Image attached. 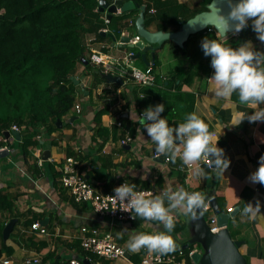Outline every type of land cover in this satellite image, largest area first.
<instances>
[{"label":"crops","instance_id":"0c3cea01","mask_svg":"<svg viewBox=\"0 0 264 264\" xmlns=\"http://www.w3.org/2000/svg\"><path fill=\"white\" fill-rule=\"evenodd\" d=\"M128 1L110 0V4H116L118 12H121V8ZM207 1L139 0V4L143 7L146 2L151 4V9L144 11L143 25L151 31L161 30L159 27L162 26H167L164 31L178 30L187 20L206 10L211 0ZM135 3H138L137 0ZM137 9L138 13L130 18L131 25L122 30L121 37L128 35L133 39L138 35L136 18L141 9ZM193 11L195 14L175 29L177 21ZM243 30L247 32L240 41L238 37L242 30L226 35L227 38L221 37L216 30L215 33L219 39H223V42L230 43L233 47L251 39L255 47L264 50V42L257 39L250 21L249 26ZM92 45L93 50L110 62H123L130 59L129 54L132 51H137V49L128 48L123 52V48L112 46V39L110 42L92 43ZM103 45L111 46L110 51L101 50L100 47ZM114 50L118 54L113 53ZM117 56L122 59L120 60ZM130 60L133 65L141 69L150 68L156 60L159 62L154 72L155 75L159 74V76L156 75L158 83L156 87L164 86L161 82H164L177 67L185 68V72L188 69H194L197 72L190 82L182 84V89L194 95L193 111L208 123L209 131L215 133L213 139L220 136L217 144L224 148L225 154L230 158L229 167L222 175L210 168L209 162L205 159L192 162L193 165L190 167L182 163L179 154L175 162L167 160L166 154H162L159 158L154 157L155 142L150 139L146 129H143L136 119V113L140 114L138 97H148V94H144L141 90L145 87H139L129 78H122L123 84L106 81L92 86V76L84 75V68L80 66V70L74 76L79 80L77 95L80 98L82 110L79 113L75 110L66 114L62 125L59 126L60 130L51 135L45 134L39 137V145L32 149L33 156L29 160L32 165L36 162L34 158H37L38 172L29 169L16 148L3 159V166H0V188H7L12 196L17 197L15 209L28 217L36 215L37 219L33 223L39 221L46 228V233H41L32 229V224L25 227L24 218H9L6 223L11 219H16L17 222L10 236L6 238L11 251L2 252L0 264H64L71 258H84L87 264H134L141 261L144 253H156L144 247L138 251H131L126 241L129 235L135 232H153L163 229L161 222H146L143 217L136 216L133 221L111 225L110 217L99 215L89 203L75 201L61 182L59 180L56 182L55 173L61 170L63 162L67 157L72 156V153L79 156L88 155L84 160H80V164L87 166L85 170H82L83 175L87 174V178H91L88 171L95 169H93L92 159L95 162L98 161L97 165L102 167L110 161L109 157H103L101 162L97 160L101 152L103 155L111 156L115 165L105 170L108 175L102 181H91L95 183L96 190L101 193L112 192L118 179L125 178L124 181L135 183L137 189H153L156 193L169 185L173 187L182 185L189 191H200L205 196V202L216 199L223 213H229L228 207H233L232 216L228 220V228L233 239L240 242V251L246 257L247 264H264V216L257 214L249 218L241 211L245 202L255 203L259 199L260 212L264 214V185L247 179L249 173L258 167V157L264 153V121L249 122L245 118L239 123L241 117L254 110V106L241 104L235 92L228 98L215 96L216 84L209 78L214 69L207 58L202 57L197 62L193 61L174 50L170 42H167L155 53V57L148 52L149 66L141 58ZM83 87L86 91H83ZM173 91L176 89L174 88ZM103 109L106 111L102 116V124L109 129L110 133L102 151L97 152L94 142L95 118L96 113ZM124 122H131L134 129V136L126 132L128 133L126 138L131 137L128 142H123L126 138L121 139L119 136ZM44 151L47 153L43 154ZM197 168H204L208 174L198 175ZM173 211L174 227H177V224L185 225L181 231L172 232L176 243L184 247L192 246L193 252H203L204 248L200 243L192 241L196 236L195 225L198 214L193 216L191 213ZM206 213L207 215L203 214L207 223L211 217H216L212 206ZM84 226L89 229L98 228L100 232H112L115 241L124 248V255L114 260L95 258L96 256L90 253L83 255L85 250L82 247L78 249L74 243L78 240L81 242L85 235L82 231ZM49 254L53 259L50 258L44 262ZM33 259H38L39 262L32 263ZM29 260L31 263H27ZM182 261L187 264L185 258ZM188 264L200 263H196L191 255V261Z\"/></svg>","mask_w":264,"mask_h":264},{"label":"trees","instance_id":"16d2710c","mask_svg":"<svg viewBox=\"0 0 264 264\" xmlns=\"http://www.w3.org/2000/svg\"><path fill=\"white\" fill-rule=\"evenodd\" d=\"M107 1L110 3V0ZM137 2L139 4V0ZM145 7L146 10H150L151 4L146 2ZM137 13V8L121 11L113 14L109 22H106V11L99 10V0H0V150L8 147L10 152H13L14 148L18 149L29 169L38 172L37 158H34L36 162L32 165L29 160L33 156L32 149L39 145V137L60 130L58 120L62 122L66 114L76 110L77 105L81 107L77 95L78 85L71 76H74L81 66L84 68V75L92 76V86L106 82L104 75L110 71L106 72L103 63L92 61V43L110 42L112 38L108 33H112L116 37L115 42L112 39V46L123 48L125 52L129 48L127 43L119 47L117 39L121 37L122 30L131 25L130 18ZM194 14L195 11L190 12L178 20L175 29ZM166 27L162 26L159 29L166 30ZM102 30H106L107 35H103ZM246 32L247 30L242 29L239 41ZM205 36L219 39L214 29H205L191 35L183 46L173 42H170V45L193 61L197 62L202 57L210 61V56H205L200 46L201 39ZM110 47L103 45L100 48L109 52ZM158 63L156 60L150 68L144 67L143 70L151 69L155 72ZM196 73L194 69L185 72V68L177 67L164 82H161L164 86L156 87L158 84L156 81L154 85L141 89L148 97H138L140 113L148 105L162 102L165 109L161 115L166 116L170 124L177 125L183 122L185 114L193 112L195 97L183 91L182 84L190 82ZM174 88L176 91L172 92ZM82 96L84 97L83 94ZM105 111V109L98 111L95 118L94 142L97 152L102 151L109 139V129L102 124ZM13 131L19 132V138L12 134L6 138L7 132ZM126 132L134 136L131 122H124L119 135L121 139L126 138L128 134ZM114 138L116 139V136ZM72 154L80 163L88 156ZM103 157L110 158L103 167L98 166V161L92 159L95 169L88 171L91 178H87V174L83 175L82 170L87 168L86 165L80 164L78 167L95 190V183L91 181H102L108 175L105 170L115 165L111 156L103 155V152L99 154L97 160L101 162ZM62 176L61 170L55 173V180L56 182L59 180L61 185ZM124 179L119 178L116 184L123 182ZM15 198L17 197L12 196L7 188H0V256L3 251H11L7 245L8 241L3 237L6 221L13 217L24 218L23 223L27 227L37 219L36 215L28 217L17 211ZM184 226L177 224L172 232H179ZM74 246L78 249L82 247L80 240L76 241ZM179 250L183 253L179 259L185 258L188 264L191 261L192 246L184 247L177 244L176 249L169 253H178ZM89 253L85 250L83 255ZM94 256L99 258L97 255ZM50 258L52 255H47L44 262Z\"/></svg>","mask_w":264,"mask_h":264},{"label":"clouds","instance_id":"9594fccd","mask_svg":"<svg viewBox=\"0 0 264 264\" xmlns=\"http://www.w3.org/2000/svg\"><path fill=\"white\" fill-rule=\"evenodd\" d=\"M226 2L229 6L227 16L218 9L219 19L223 21V31L227 33V29L232 28L234 32L238 33L248 26L250 21L257 39L264 42V0H226ZM229 21L235 23L230 24ZM208 29L214 28L208 27ZM200 46L203 54L210 56V64L214 69L209 78L216 84L215 96L228 98L235 92L241 104L254 106V110L241 117L239 123L245 118L249 122L264 121V106H261L264 105V50L255 47L251 39L233 47L230 43L223 42V39L209 38L208 36L201 39ZM164 109L165 104L160 102L148 105L139 115L136 113L139 124L143 126V129H146L150 139L155 142L156 152L166 154L167 159L172 162L176 161L179 154L184 165L205 159L209 162L210 168L223 175L231 160L225 154L224 148L217 144L220 136L213 139L215 133L209 131L208 123L195 111L186 113L183 122L172 125L166 116L161 115ZM3 149H8L10 152L8 147ZM258 161V167L249 173L247 179L253 183L259 182L264 185V153L258 157ZM196 172L201 176L208 174L204 168H197ZM113 193L114 195L110 196L124 205L123 210L134 211L136 216L143 217L146 222L159 221L163 225V229L158 231H139L130 234L126 243L131 251H138L142 247L158 254L174 251L177 243L172 235L175 225L173 210L185 214L191 213L195 216L196 209L202 208L203 210L206 203L210 208L205 211L211 209L210 203L205 202L202 192L189 191L182 185L178 187L169 185L159 193L153 194L150 189L138 190L135 183L124 181L114 187ZM260 209L261 202L257 199L255 203L245 202L241 211L252 218L257 214L264 216ZM78 259L84 260L83 262L87 264L86 259Z\"/></svg>","mask_w":264,"mask_h":264},{"label":"water","instance_id":"95a60500","mask_svg":"<svg viewBox=\"0 0 264 264\" xmlns=\"http://www.w3.org/2000/svg\"><path fill=\"white\" fill-rule=\"evenodd\" d=\"M135 7L141 9L140 14L136 18L137 32L141 37V40L131 43V38L129 36L123 35L117 45L121 47L127 43V46L130 49H137L136 52L132 51V53L129 54L130 59L135 60L141 58L147 66L150 65V62L147 60L148 52H151V55L155 57V53L167 42H173L178 46H183L190 35L203 31L208 27H213L221 37H225L226 35L234 32L232 28H229L227 29V33H225L223 31V21H221L218 16V9L221 13L227 16L229 6L226 0H211V2L207 5L206 10L197 13L194 17L187 20L178 30L175 31H151L150 29H147L143 25L144 11L146 8L138 3H135V0H129L126 2L121 8V11H127ZM99 10L101 12L106 11L108 19H110L113 14L118 13L119 11L116 4H110L107 0H99ZM229 23L234 24L235 22L229 21ZM102 34L107 35V32L102 31ZM108 34L115 42L116 37L112 33ZM152 62L153 61H151V63ZM104 76L108 82L123 84V80L119 75L106 73ZM71 79L76 84L79 83V80L75 76H71ZM83 91H86L84 87ZM58 125H62L60 120H58ZM11 134L19 138L18 131H13L12 133L7 132L6 138H8ZM9 153L10 152L8 149H3L0 151V159L7 156ZM46 153L47 151L43 152V154ZM209 203L216 214V222L220 227V230L216 233H213L207 223L206 218L204 217L202 208L196 209V214H198L195 225L196 236L192 241L199 242L204 249L203 252L194 251L192 253V258L196 263L200 264H247L246 257L240 251V242L233 239L228 228V220L232 216V213H223L216 199L209 201ZM16 222V219H11L5 224L3 229L4 239L10 236Z\"/></svg>","mask_w":264,"mask_h":264},{"label":"built area","instance_id":"2783aa9c","mask_svg":"<svg viewBox=\"0 0 264 264\" xmlns=\"http://www.w3.org/2000/svg\"><path fill=\"white\" fill-rule=\"evenodd\" d=\"M105 21L109 22L107 16ZM138 40H140V36L137 35L131 40V42L134 43ZM91 58L93 62L103 63L106 66V72L110 71L113 74L120 75L122 78H129L139 87L152 86L156 83V75L151 71V69L143 70L138 68L133 65L130 59H126L122 63L110 62L95 50H93ZM76 110L77 112H80L81 107L77 105ZM130 140L131 137L128 136L123 140V142H128ZM162 154L163 153H157L155 151L154 157L159 158ZM79 165L80 162L77 159L74 157H68L61 168V171H63V176L61 177L62 185L75 201L89 203L93 210L99 215L110 217L112 221L111 225H116L123 221H133L136 219L134 211L130 212L123 210L122 208L124 205L119 200L112 199L110 195H114L113 191L101 193L98 190H95L79 173ZM192 165L193 163L188 166L191 167ZM121 183L115 184V186ZM150 190L153 194L156 193L155 190ZM209 208V204L206 203L203 207V211L208 210ZM227 210L228 212H231L233 207H228ZM209 225L213 233L220 230V227L216 224V217L214 216L209 219ZM31 227L32 229L39 230L41 233L46 232V228L38 221L34 222ZM82 231L85 235L82 238L81 245L85 250L98 255L100 258L102 257L110 260L118 259L124 255V248L115 241L112 232H100L98 228L89 229L85 226L82 227ZM182 254V250H179L178 253L170 254L148 252L143 254L139 263L134 264H184L182 259H179ZM33 262H39V260L33 259ZM27 263H31V261L29 260ZM65 264L85 263L81 259L71 258Z\"/></svg>","mask_w":264,"mask_h":264},{"label":"rangeland","instance_id":"374dc122","mask_svg":"<svg viewBox=\"0 0 264 264\" xmlns=\"http://www.w3.org/2000/svg\"><path fill=\"white\" fill-rule=\"evenodd\" d=\"M113 53L118 54L117 51H115V50L113 51ZM120 55L123 56L122 54H120ZM117 57H120V56H117ZM3 162H4V160L0 159V166H3ZM2 169H4V167Z\"/></svg>","mask_w":264,"mask_h":264}]
</instances>
